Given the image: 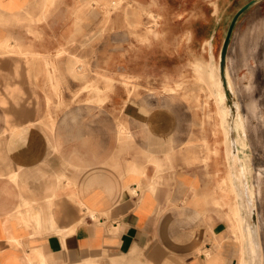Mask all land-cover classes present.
Returning a JSON list of instances; mask_svg holds the SVG:
<instances>
[{
	"label": "crops",
	"instance_id": "1",
	"mask_svg": "<svg viewBox=\"0 0 264 264\" xmlns=\"http://www.w3.org/2000/svg\"><path fill=\"white\" fill-rule=\"evenodd\" d=\"M103 1L109 15L117 0ZM45 2L0 0V264H239L217 217L222 208L231 233L218 184L222 160L209 178L169 169L155 175L136 158L117 171L110 147L97 151L94 128L63 124L73 105H62V65L69 48L77 64L79 35L69 23L78 15L64 14L65 0L43 14ZM45 65H55L54 81Z\"/></svg>",
	"mask_w": 264,
	"mask_h": 264
},
{
	"label": "rangeland",
	"instance_id": "2",
	"mask_svg": "<svg viewBox=\"0 0 264 264\" xmlns=\"http://www.w3.org/2000/svg\"><path fill=\"white\" fill-rule=\"evenodd\" d=\"M73 2L74 7L65 3L64 14L78 15L69 25L78 31L79 50L73 60L79 62L71 65L69 48L62 65V105L64 110L73 108L63 124L84 131L94 128L97 151L110 147L106 152L114 170L122 171L127 159L136 158L144 169L151 165L155 175L169 169L177 175L206 172L209 178L212 166L222 160L221 153L210 154L211 148L221 147V135L207 116L210 108L192 64L208 60L206 41L212 35L214 57L219 59L231 20L246 0H124L109 15L103 0ZM150 13L159 16L157 22ZM152 26L157 35L148 32ZM227 65L248 131L264 255V0L235 26ZM80 138L82 142V134ZM222 171L218 181L225 167ZM220 209L223 241L235 244Z\"/></svg>",
	"mask_w": 264,
	"mask_h": 264
},
{
	"label": "bare ground",
	"instance_id": "3",
	"mask_svg": "<svg viewBox=\"0 0 264 264\" xmlns=\"http://www.w3.org/2000/svg\"><path fill=\"white\" fill-rule=\"evenodd\" d=\"M45 1H46L45 2L46 5H44L45 9L43 11V14L46 13V10L49 8L50 4L53 3L55 0H45ZM116 2H117V5L115 7V10L120 8V6L123 3V0H117ZM158 18L159 16L156 17V19ZM156 25H158V23ZM49 42H51V40H49ZM0 47H1L0 50H2L3 49L2 46ZM206 47H207V52H208V60H204V59L196 60L192 65H198V66H196L192 72H193V75L196 77L197 81L199 82L198 84L199 89L205 93V97H206L205 102L207 106H209L210 108L208 110L207 116L210 120L214 121V124L216 125L215 131L221 135V141H220L221 151L219 148L218 149L214 148L213 150H210V154L213 156H217L219 153L222 154L221 159L225 167V172L220 181L221 183H219V187L224 191V201L230 207V210L228 212V217L233 221V226L231 227V233L235 237V245H236L235 247L238 248L239 264H264L263 247L261 246V244L258 243V241L254 239L253 230H252V226L250 223L252 209H253V206L256 205V191L254 189V184L251 182V175H252L253 169L250 163V155L247 152L249 149V143H248V135H247L248 131H247L246 123H245V117L241 111L240 104L237 103L238 108H237V112L233 119L234 131H235V136H236L235 137L236 146H237V151L234 152L232 148L231 138H230V120H229L230 113H229V107L227 105L226 98H225V91L221 83L219 59L217 60L215 59L214 46L210 41H206ZM28 50H25V52ZM16 53L20 57H23L25 54L20 49ZM13 55H14V52H13ZM55 65H45V68H46L45 73H47L46 76L48 77L50 81H54L55 79V76H54L55 73L51 72L50 70V67L51 66L55 67ZM205 67L207 69L206 73L203 69ZM227 80H228L229 87L231 88L233 93L236 95L234 84L232 82L229 71H227ZM107 81L111 83L112 79L107 80ZM91 88L94 89L96 92H99L98 88L96 87L95 88L91 87ZM168 90L175 91L176 89L169 88ZM247 192L249 194L250 200L248 197H246Z\"/></svg>",
	"mask_w": 264,
	"mask_h": 264
},
{
	"label": "water",
	"instance_id": "4",
	"mask_svg": "<svg viewBox=\"0 0 264 264\" xmlns=\"http://www.w3.org/2000/svg\"><path fill=\"white\" fill-rule=\"evenodd\" d=\"M260 0H249L247 3H245L243 6H241L236 13L234 14L231 23L228 27L227 33L225 35L220 54H219V68H220V77H221V83L225 91V98L227 105L229 107V113H230V138L232 142V148L234 152L237 151V146H236V139H235V131H234V124H233V119L234 116L237 112V97L231 90L228 84L227 80V71H228V53H229V48L231 45L232 41V36L234 33L235 26L237 25L239 19L241 16L247 12L251 7L259 3ZM213 38L214 35L211 36L209 41L213 44ZM246 197L249 198V194L247 192ZM250 200V198H249ZM250 223L252 226L253 230V236L256 241H258L259 244L262 246V240H261V233H260V227H259V219H258V211H257V205L253 206L251 217H250Z\"/></svg>",
	"mask_w": 264,
	"mask_h": 264
}]
</instances>
